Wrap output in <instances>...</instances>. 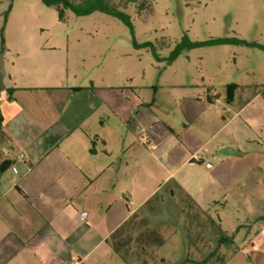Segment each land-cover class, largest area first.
Instances as JSON below:
<instances>
[{
    "label": "crops",
    "instance_id": "0c3cea01",
    "mask_svg": "<svg viewBox=\"0 0 264 264\" xmlns=\"http://www.w3.org/2000/svg\"><path fill=\"white\" fill-rule=\"evenodd\" d=\"M96 67L70 40L0 52V264H197L181 255L206 230L233 237L221 264H264V138L240 122L250 101L158 85L133 119L131 91ZM149 158L168 172L157 185Z\"/></svg>",
    "mask_w": 264,
    "mask_h": 264
},
{
    "label": "rangeland",
    "instance_id": "374dc122",
    "mask_svg": "<svg viewBox=\"0 0 264 264\" xmlns=\"http://www.w3.org/2000/svg\"><path fill=\"white\" fill-rule=\"evenodd\" d=\"M72 2L81 8L93 3ZM105 3L128 15L132 28L100 11L79 16L64 9L65 19L60 21L56 6H47L42 0H0V52L21 41L54 44L70 40L86 45L94 52L97 78L119 92L131 91L133 119L137 115V96L152 93L158 85L197 86L216 95L220 104H226L228 86L234 85L231 92L235 105L250 101L240 122L254 125L264 138V50L244 45L201 47L185 50L172 63L168 62L185 36L192 42L237 38L264 46V0H150L144 8L139 7L141 3L129 0H105ZM135 43L151 44L159 59L152 48H136ZM146 128L156 129L150 125ZM148 173L151 186L157 185L168 172L149 158ZM181 174L182 171L173 175L169 184L176 183ZM173 239L161 248L162 254L172 255L179 244ZM217 239L206 230L202 240L196 242V250L187 248L185 241L181 262L189 257L197 264H221V258L226 256ZM152 256L153 260L151 256L141 258L145 264H161V256ZM163 258L162 264H171ZM228 264L245 262L238 257Z\"/></svg>",
    "mask_w": 264,
    "mask_h": 264
},
{
    "label": "trees",
    "instance_id": "16d2710c",
    "mask_svg": "<svg viewBox=\"0 0 264 264\" xmlns=\"http://www.w3.org/2000/svg\"><path fill=\"white\" fill-rule=\"evenodd\" d=\"M92 1H93L92 5L81 8L78 5H76L74 2H72V0H42V2L47 6H56L60 21H63L65 19L64 9H71L74 13H76L79 16L89 15L95 11H100V12L105 13L107 15H110L112 17L118 18L125 25L132 28L131 20H130L128 15H126L122 12H119L116 9H114L113 7H111L110 5L106 4L105 0H92ZM129 1L133 2V3H137V2L139 4L141 3L139 5V7L144 8L145 5L150 0H129ZM134 45L136 48H148V47L152 48L153 52L156 56V59H159V57L157 56V54L154 51V48L151 46V44L145 43V44L140 45V44L135 43ZM219 45L257 46L260 49L264 50V46L251 44V43H248L244 40H240L237 38H219V39H211V40L204 41V42H192V41H190L188 36H185L183 38L182 42L172 52L171 56L169 57L168 62L172 63L185 50H192L195 48L211 47V46H219ZM2 46H3V44H2ZM2 49H3V47H2ZM233 87H235V86L234 85L228 86V97H227L228 99L232 98L231 89H233ZM93 151L94 150L91 149V152H93ZM211 225H212V222H211ZM232 242H233V237H226V236L222 235L219 238L220 244H227V243H232Z\"/></svg>",
    "mask_w": 264,
    "mask_h": 264
},
{
    "label": "built area",
    "instance_id": "2783aa9c",
    "mask_svg": "<svg viewBox=\"0 0 264 264\" xmlns=\"http://www.w3.org/2000/svg\"><path fill=\"white\" fill-rule=\"evenodd\" d=\"M25 155H26V151H23V152L19 153L17 156H18V158L22 159L25 157ZM194 160H195V162L200 163L202 161V158L200 156H196L194 158Z\"/></svg>",
    "mask_w": 264,
    "mask_h": 264
}]
</instances>
